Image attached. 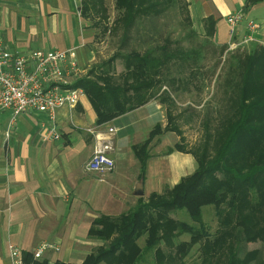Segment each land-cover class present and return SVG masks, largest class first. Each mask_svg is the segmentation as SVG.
<instances>
[{"label": "trees", "instance_id": "obj_1", "mask_svg": "<svg viewBox=\"0 0 264 264\" xmlns=\"http://www.w3.org/2000/svg\"><path fill=\"white\" fill-rule=\"evenodd\" d=\"M263 1L248 0V4ZM82 4L83 20L90 18L94 26L109 23L105 0H82ZM114 4L117 16L111 32L122 31L119 50L108 60L92 66L88 76L77 81L75 86L85 90L98 125L145 106L164 87L170 89L171 93L167 92L162 98L168 104L167 127L163 129L157 125L147 139L133 147L141 165V177H144L154 139L164 133L182 135L176 123L179 116L172 112L177 101L171 94H184L191 88L202 91L206 87L207 81L198 65L202 52L185 48L184 39L172 42L170 36L163 41L158 37L159 18L176 7L177 0H114ZM215 26L212 17L204 21L206 42L211 41L214 46ZM108 31L105 27L103 33ZM94 52L98 56L97 50ZM230 54L224 83L229 100L219 117L226 120L219 119L215 126L223 128L218 133V141L214 143L209 137L212 114L208 113L203 123L206 139L200 155L196 154V149L186 150L184 140L169 149V154L174 151L192 154L197 161L195 172L163 193H152L147 201L138 199L133 208L119 217L97 218L89 235L101 244L82 264H143L149 255L153 256L154 264H188L187 258L195 247L199 257L194 264H219L220 257L225 254L228 255L225 264H258L261 253L247 252L246 246L264 242V221L251 213L236 215L234 210L244 199L255 209L261 198L264 46L244 56ZM120 60L123 71L117 73L115 64ZM174 71L179 75L173 76ZM249 154L254 158L246 161ZM206 207H214L220 223L223 218L229 221L232 235L227 245L221 243V232L217 230L213 234L204 222L203 209ZM181 211L188 214L191 222L172 217L173 213ZM185 235L189 236V241L180 240ZM23 255L26 264H49L46 259L34 260L31 253Z\"/></svg>", "mask_w": 264, "mask_h": 264}, {"label": "crops", "instance_id": "obj_2", "mask_svg": "<svg viewBox=\"0 0 264 264\" xmlns=\"http://www.w3.org/2000/svg\"><path fill=\"white\" fill-rule=\"evenodd\" d=\"M80 2L0 0V33L6 48L13 54L40 50L68 52L85 72L82 78L87 77L99 61L94 52L98 44L88 23L80 16ZM188 2L202 25L210 17L216 21L213 42L217 47L228 50L227 18L236 13L242 15V20L233 42L239 44L250 35L248 24L254 21L259 25L252 33L254 40L239 49L250 52L264 46V1L256 5H249L248 0ZM167 92L171 93L164 87L145 106L103 125L97 124L94 107L86 97L74 109L58 112L61 134L58 141L46 139L41 127L45 117L38 114L18 116L10 136L6 137L13 112L0 108V264H10L9 244L20 247L24 254H32L42 243L59 247L58 252L45 253L43 260L49 264H82L101 244L89 235L97 218L119 217L133 208L138 199L147 201L156 193L151 188L156 177L154 167L166 165L167 180H162L161 185L172 187L195 172L196 161L191 154L162 153L164 146L169 147L170 133H164L152 142L151 146L160 151L151 156L145 176L141 177V165L133 147L147 139L157 125L167 127L168 104L162 101ZM171 97L175 98L173 94ZM109 129H115L111 157L116 168L102 178L88 171L87 166L94 151L95 134L108 135ZM171 176L175 178L169 180ZM140 185L144 191L142 197L135 195Z\"/></svg>", "mask_w": 264, "mask_h": 264}, {"label": "rangeland", "instance_id": "obj_3", "mask_svg": "<svg viewBox=\"0 0 264 264\" xmlns=\"http://www.w3.org/2000/svg\"><path fill=\"white\" fill-rule=\"evenodd\" d=\"M187 2L188 0H177L178 5L170 9L167 13L164 14V16L159 18V21L157 22V31H159L158 37H160V40L163 41L164 39H166L167 36H170L172 42L181 41L182 39H184L183 46L185 48L201 50L202 60L198 63V65L200 67V71L204 74V78L206 79L207 83L205 84L206 87H204L202 91H198L196 89L192 90L191 88L190 92H185L184 94L173 93L174 97L176 98V100H178V103L180 104L174 106L172 108V112L173 115L177 117L179 116L176 120V123L178 125V128L181 130L182 135L179 136L176 133H170L169 140L167 141L169 147H167L166 149L164 146L162 150V153L165 154L168 153L169 149L175 146L176 143L182 142V140H184L182 143L185 144L186 150L191 151L196 149V154L200 155L202 146L204 145L203 141L204 139H206L205 127L203 123L208 113L212 114V121L210 125L211 135H209V137L210 139H212V141H214V143L218 141V133H220L223 128L215 126H217L218 120L220 119V115L224 112V104L228 103L227 101L229 100L228 96H226L225 94L226 88L224 86L226 70L228 69L227 60L229 59L231 55L230 53L232 52H235L236 55L240 56H244L248 53L247 50L242 49L230 51L229 53L227 52L228 50L224 52L221 48L214 46L211 41L206 42L207 39L205 38L204 24L202 25L201 22L196 20V17H194L193 15L191 6L190 4L188 6L189 2ZM105 3L109 15L108 24L102 23L99 26H94L95 22L93 20H91L90 18H84V21H86L89 25L90 33L93 31L96 33V35H94L96 36V42L98 44V47H95L98 52V62L106 61L114 54H116L119 50V46L121 43L122 31L118 33L111 32V27H114L113 23L117 16L114 0H105ZM82 10L83 4L81 0L79 6L80 16L82 15ZM147 26L149 25L147 24ZM105 27H108L109 31L104 34L103 30ZM115 65L116 72L121 73L123 71V64L121 60L117 61ZM178 75L179 74L176 71L173 72V76ZM220 120L223 121L226 120V118ZM157 138L158 136L154 139L153 144L155 143ZM211 143L212 145H214L213 142ZM159 149L160 148L156 149L155 146H150L151 156L157 155L158 151H160ZM253 158L254 156H252V154H249L245 157V160L251 161ZM166 169L167 168L164 163L157 165V168L154 167L153 173L154 177H156L154 178V182L152 183L151 188H153L156 193H163L166 190L172 188L170 184L168 186L161 185L163 184L162 180H167V176L165 174ZM180 170L181 168L178 170L177 173H179ZM160 173H163V175ZM173 176L176 175L174 174ZM173 176L169 177V180H173L175 178ZM156 178H158L159 180H157ZM259 187L261 189V198L259 206H257L255 209H251L246 199L241 200L234 210V213L236 215L251 213V216L256 217L261 221H264V178L261 180ZM147 190H150V186H147ZM172 217L178 220L191 222V219L189 218L186 212L181 211L178 213H173ZM203 220L205 223H207L210 228V231L213 234H215L217 230L221 232V243L223 246L227 245L232 235V228L229 224V221L226 218H223L222 223H220L218 221V218H216L215 216L214 207H206L203 209ZM221 225L222 229H220ZM180 240L189 241V236L185 235ZM140 244L141 246H143L144 241L141 240ZM246 251L250 253H261L259 256L258 264H264L263 241L249 243L246 246ZM227 256L228 255L225 254L223 257H220L219 264H225ZM146 257L147 258L143 264H154L152 255ZM198 257L199 251L197 247H195L187 258V263H196L198 261ZM215 262L217 263L216 260Z\"/></svg>", "mask_w": 264, "mask_h": 264}, {"label": "built area", "instance_id": "obj_4", "mask_svg": "<svg viewBox=\"0 0 264 264\" xmlns=\"http://www.w3.org/2000/svg\"><path fill=\"white\" fill-rule=\"evenodd\" d=\"M241 20L242 15L239 13L227 18L230 38L227 52L235 51L254 40L252 33L258 30L259 25L251 21L248 24L251 34L245 36L239 44L233 42ZM84 73L79 61L65 51L40 50L28 54H13L6 48L0 33V108L13 112L6 137L10 136L18 116L38 114L45 117L41 127L46 132V139L60 140L58 112L64 108L74 109L87 97L83 88L75 86ZM114 134L115 129H109L105 136L95 134L94 151L87 169L102 178L116 168L111 157ZM48 251L58 252L59 247L53 243H42L32 255L35 260H41ZM8 252L10 264H25L24 252L20 247L9 244Z\"/></svg>", "mask_w": 264, "mask_h": 264}, {"label": "water", "instance_id": "obj_5", "mask_svg": "<svg viewBox=\"0 0 264 264\" xmlns=\"http://www.w3.org/2000/svg\"><path fill=\"white\" fill-rule=\"evenodd\" d=\"M135 195L138 196V197H142V196H144V191H143L141 185H140V188H139V190L136 192Z\"/></svg>", "mask_w": 264, "mask_h": 264}]
</instances>
